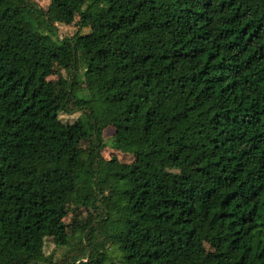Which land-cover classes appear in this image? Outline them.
<instances>
[{
    "label": "trees",
    "instance_id": "trees-1",
    "mask_svg": "<svg viewBox=\"0 0 264 264\" xmlns=\"http://www.w3.org/2000/svg\"><path fill=\"white\" fill-rule=\"evenodd\" d=\"M50 2L0 0V264H56L68 204L60 264H264V0Z\"/></svg>",
    "mask_w": 264,
    "mask_h": 264
},
{
    "label": "rangeland",
    "instance_id": "rangeland-1",
    "mask_svg": "<svg viewBox=\"0 0 264 264\" xmlns=\"http://www.w3.org/2000/svg\"><path fill=\"white\" fill-rule=\"evenodd\" d=\"M36 5L42 8L47 15H53L55 13V9L51 4L50 0H34ZM78 17L74 16L70 22H56L55 25L58 30L59 36H71L77 32L86 34L89 32L88 27H83L79 23H77ZM55 70H59V68L54 67ZM60 73L65 75V70L61 69ZM59 78L58 73H54L48 76L45 79V85L50 89L56 88V82ZM80 115V112L76 113H60L59 118L61 121L65 123H72L76 120V118ZM114 134V128L112 126H108L103 130V139L105 142V146L101 150V155L105 160H109L112 157H116L122 163H130L134 160V157L131 153L121 152L111 147L109 144L112 136ZM80 147L83 151L87 149V143L81 142ZM186 178H189V175H185ZM178 178L177 174H169L165 181L167 185H171V183L175 182ZM67 213L64 217V225L65 232L67 235L72 236V243L70 246L59 247L54 243L52 237H46L44 241V253L45 255H51L53 261L56 264H60L67 256L68 259H72V257L78 254L77 246L80 236V228L84 225H88L93 223L98 217V210L77 207L73 204L67 205ZM114 253V252H113Z\"/></svg>",
    "mask_w": 264,
    "mask_h": 264
}]
</instances>
